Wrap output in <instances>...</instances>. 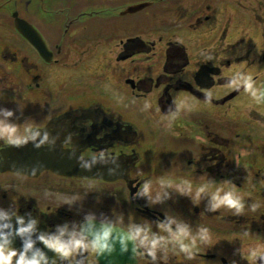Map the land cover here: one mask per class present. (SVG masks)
Listing matches in <instances>:
<instances>
[{
  "label": "flooded vegetation",
  "instance_id": "obj_1",
  "mask_svg": "<svg viewBox=\"0 0 264 264\" xmlns=\"http://www.w3.org/2000/svg\"><path fill=\"white\" fill-rule=\"evenodd\" d=\"M236 33L250 63L232 79ZM249 68L264 72V0H0V244L40 264H264L248 259L264 252V83L250 103ZM218 185L239 211L215 206ZM129 226L166 244L153 254ZM73 232L107 246L62 258L39 239Z\"/></svg>",
  "mask_w": 264,
  "mask_h": 264
},
{
  "label": "clouds",
  "instance_id": "obj_2",
  "mask_svg": "<svg viewBox=\"0 0 264 264\" xmlns=\"http://www.w3.org/2000/svg\"><path fill=\"white\" fill-rule=\"evenodd\" d=\"M243 65L240 66H234L230 70V75L239 73L241 68H243ZM253 76H258L259 79L255 81V87L253 86ZM244 82L247 84L248 89L251 91V96L254 98V100L249 101L250 103H254L257 106H260V96H259V86L261 83H264V72H257L255 68H249L247 70V74L245 75ZM6 115H11V112H7ZM2 123V122H0ZM31 127V126H29ZM15 126H9L7 124H2V131L4 133H9L8 135V141L10 143L19 144L22 140L26 139V137H14L11 135V133L15 132ZM210 186L208 184H201L197 186L196 192L197 195H199L201 192L208 189ZM222 185L215 186L212 188V195L213 199L216 202L215 206H219L221 204L228 205L229 207H234L237 211H239L242 207L241 199L239 195H234L233 191H223L222 192ZM144 192L149 191V186L147 184L144 185L143 188ZM21 219L18 217V220ZM22 224V220H21ZM32 224L29 223L27 226H21L19 227L18 231L20 233L30 231L32 228ZM162 228H168V225L162 224ZM170 232L172 231L171 228L168 229ZM63 231V230H62ZM128 231L130 233V236L132 239H136L139 241L140 244H148L151 245L147 250L149 252L155 253V248L161 244H166V240L164 237H160L157 239L154 235L150 236L148 231L146 229H142L139 226H129ZM110 229H106L103 233V239L106 240V238L109 236ZM188 236V232L185 228H179L178 231L173 233V237L180 241L181 248H191L195 247V237H191V243H185L184 238ZM208 237V230L202 228L201 229V238L207 239ZM39 239L43 241V243L48 246L49 248L55 250L62 258H66L69 256H72L75 254L78 248H90L93 253L97 252L100 247H106L107 245L102 243V238L100 236H97L95 240L88 241L86 238L79 234L73 232L70 235V239L65 242L63 241L60 236L50 237L47 235H40ZM25 249L32 247V242L28 241L24 245ZM264 256V252H257L252 251L248 255V259L250 261H255L256 257ZM13 257H16L15 264H40L41 260H46V257L43 255V253H40L39 257L36 255H33L32 258H28L24 252H20L19 255H17V251L14 248L6 246V244H0V264H13ZM71 264V262H70Z\"/></svg>",
  "mask_w": 264,
  "mask_h": 264
},
{
  "label": "rangeland",
  "instance_id": "obj_3",
  "mask_svg": "<svg viewBox=\"0 0 264 264\" xmlns=\"http://www.w3.org/2000/svg\"><path fill=\"white\" fill-rule=\"evenodd\" d=\"M233 38L234 39L232 40V42L236 45L235 51H234L233 67L243 65L244 67L241 68V70H240V72H241L244 69H247V67L249 66V63H250V60H249L250 58L248 59V57L246 55L248 52V48H249L248 42H244V43L240 44V41L242 39V35L240 33H236L233 36ZM230 70H229L228 74H230ZM236 74L230 75L231 78L235 79ZM66 80L67 79H57V81H60V83L63 81H66ZM74 89H75L74 91L76 92V94L83 93L85 91L84 79H76ZM58 91H59V94H62V96L67 97L69 95L70 89H69V87L64 85L62 87L58 86Z\"/></svg>",
  "mask_w": 264,
  "mask_h": 264
},
{
  "label": "water",
  "instance_id": "obj_4",
  "mask_svg": "<svg viewBox=\"0 0 264 264\" xmlns=\"http://www.w3.org/2000/svg\"><path fill=\"white\" fill-rule=\"evenodd\" d=\"M262 95H263V99H264V89H263ZM32 150H33L34 153H37V151H38V150H36V149H32ZM44 152H45V151H44ZM33 155H34V154H33ZM44 155H46V154L44 153ZM50 155H51V154H50ZM38 162H39V161H38ZM38 162H36L37 165L40 164V166H43V167H48V168H49V167H53V166H54V163H52V162H47V161H45V160H44L42 163H38ZM26 164H27V165L30 164V159H27ZM95 167H96V166H95ZM1 170H3V169H1ZM96 174L98 175V173H95V175H96ZM95 175H94V176H95ZM97 175H96V176H97ZM98 176H99V175H98Z\"/></svg>",
  "mask_w": 264,
  "mask_h": 264
}]
</instances>
